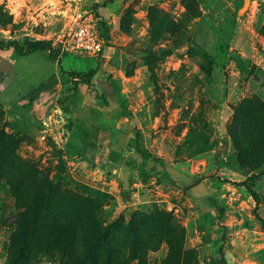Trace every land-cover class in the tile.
Returning <instances> with one entry per match:
<instances>
[{
	"label": "rangeland",
	"instance_id": "374dc122",
	"mask_svg": "<svg viewBox=\"0 0 264 264\" xmlns=\"http://www.w3.org/2000/svg\"><path fill=\"white\" fill-rule=\"evenodd\" d=\"M27 1L0 0L12 22L21 24L16 34L26 27L55 39L66 16L75 10L95 15L107 28L102 54L93 58L65 55L55 64L42 50L24 56H18L14 48L6 52L14 69L1 86L0 142L5 141L16 158L32 165L37 171L35 181L42 173L58 177V194L64 199L73 195L95 198L93 185L98 187L111 169L122 164L116 177L120 184L113 182L114 195L108 197L122 199V192L116 191L120 185L138 188L133 183L142 182L149 202L123 210L124 217L128 219L132 209L153 204L169 212L183 235L178 264H217L219 249L228 264H264V162L253 171L241 166L229 137L248 126L246 114L239 111L246 98L264 96V0H191L188 6L186 0H114L105 7L96 6L103 0H58L55 12L43 15H38L45 8L42 1ZM24 2L32 4L28 12ZM186 7L198 11L189 29L190 36L197 37L168 54L170 44L178 41L170 36L171 24ZM15 32L10 26H0V40H16ZM187 36L181 40H188ZM96 63L99 69L91 85L79 84L81 105L65 103L62 108L58 100L71 87L66 72L86 71ZM54 71L59 81L53 83L54 92L46 100L53 107L47 116L52 125L51 130H43L44 117L40 116L49 105L41 103L39 84L48 77L41 86L50 84ZM103 81L114 92L107 102ZM55 102L62 113L54 111ZM197 148L209 152L199 155ZM139 151L158 162L142 164L137 179L126 181V165H135ZM92 154L95 164L83 161ZM162 157L165 164L188 160V169L196 174L193 178L170 174L184 184H203L192 191L174 183L158 190L155 183H161L162 177L152 180L146 168L161 165ZM2 160L0 264L20 211L10 181L3 175L10 171L3 167L8 159ZM251 174L258 175L248 182L257 201L241 184ZM101 213L105 222L113 218L104 204ZM167 253L164 242L147 254L144 264H161ZM52 259L41 257L29 264H58Z\"/></svg>",
	"mask_w": 264,
	"mask_h": 264
},
{
	"label": "trees",
	"instance_id": "16d2710c",
	"mask_svg": "<svg viewBox=\"0 0 264 264\" xmlns=\"http://www.w3.org/2000/svg\"><path fill=\"white\" fill-rule=\"evenodd\" d=\"M113 1L103 0L96 6L105 7ZM190 2L191 0H186V5L188 6ZM196 17L197 9L186 7L180 18L171 24L170 36L178 41L170 44L168 54L182 44L196 39L197 36L195 34L190 36L189 31ZM99 22V35L106 39L107 28L98 19ZM20 25L13 23L11 14L0 5V26H10L16 30ZM184 35H188V40H181ZM5 48H14L21 56L40 50L47 51L51 61L61 54L60 49L52 46L50 40H40L27 49L17 40H0V50ZM101 54L102 52L98 56ZM98 69L99 64L96 63L95 67L86 71L66 72L71 79V87L68 93L58 100L62 108H65V103L81 105L83 97L79 91V84L89 87ZM3 82L4 75L0 72V91ZM102 83L103 99L107 102V97L112 98L114 92L109 82ZM239 111L246 114L248 126L239 134L233 131L229 137L237 151L240 165L253 171L264 162V96L246 98ZM120 113L121 111L117 110V115ZM92 147L94 148L93 143ZM139 153L144 161L158 162L157 158L144 151ZM14 155L5 141H1L0 162L4 158L8 159L3 167L10 168V171L7 170L3 175L10 181L13 194L16 196L17 208L20 210L17 214L18 225L10 238L3 264H29V260L37 261L41 257L53 258V263L57 261L58 264H144L147 254L156 251L164 242L168 246V253L161 264H178L183 235L169 212L153 204L144 209L130 210L128 219L124 217L122 211L111 220L107 218L108 222H105L101 213L104 204L101 199L82 195L64 199L60 193L58 194L60 192L58 177L48 178L42 173L36 182L34 174L37 171L33 170L30 163L23 162ZM93 155H83V159L93 165L95 164ZM257 176L251 174L241 183L255 201L258 197L248 182H253ZM78 244L81 250L78 249ZM215 260L217 264H228L221 249Z\"/></svg>",
	"mask_w": 264,
	"mask_h": 264
},
{
	"label": "crops",
	"instance_id": "0c3cea01",
	"mask_svg": "<svg viewBox=\"0 0 264 264\" xmlns=\"http://www.w3.org/2000/svg\"><path fill=\"white\" fill-rule=\"evenodd\" d=\"M22 1L28 2L27 0H22ZM40 1H42L45 4L44 5L45 8H43V11L42 10H38V12H39L38 15H43L42 12H44V11H47V12H49L51 14H53L55 12V9L57 8L56 4H57L58 0H40ZM25 2H24V4H25L27 12H28L29 10H31L30 8H31L32 4L28 5V3H25ZM47 2L53 3V5L49 6L47 4ZM33 12H36V9L33 10ZM13 31L15 32V30H13ZM29 34H32L33 36L32 35L30 36ZM13 35H11V36H13V39H16L18 41V43L20 45H22L25 49L31 48L38 41L47 40V38H48L47 34H45V35L37 34L35 32H32L31 29H28L26 27L25 28L24 27L21 28V31L19 30L18 34H16V32H15V33H13ZM10 40H12V37H11ZM7 50H8V48L0 50V72L3 73L4 79L14 69L12 67L13 63L8 59V56L6 55V54H8V53H6V52H8ZM45 52L47 54V60L51 61L49 59L48 52L47 51H45ZM16 54H18V56H21V55H19L18 51H17ZM13 55H15V53ZM65 55L67 56V55H70V54H68V53H63L62 54L61 53V54L57 55L56 59L53 60V63H55V64L58 63V58H63ZM22 56H24V55H22ZM71 56H73L75 58H90V57H82V56H76V55H71ZM91 58H93V57H91ZM54 73H55L54 78H52V80L50 78V84H47V86H44V87L41 86L44 83H47L49 81V77L48 78H43V80L39 84V88H41L40 89V93H39V97L41 99V103L42 102L43 103H48V105H49L48 108L46 110H44L41 113V116H40V117H44V118H42L44 120L43 123H42L43 124L42 125L43 130H45L47 127H49V129H50V125L49 124H51V122L48 121L47 116L49 115V110L51 108L53 109V107L46 100H47L48 96L54 92V88H53L54 84L53 83L59 81V75L55 71H54ZM51 81H52V83H51ZM2 90L0 91V95H1ZM79 91H80V93L82 95V91L80 90V88H79ZM54 105H56L54 111H56L57 113L58 112L62 113L63 109H59L58 103L55 102ZM123 121H125V120H123ZM39 131H40V129H39ZM205 137L209 138V139L212 138V137H209L207 135ZM200 138H201V136H199V139ZM198 151H199L198 148L195 149V152L197 154H199V155H202L204 153H208L209 152V150H207V151H203L202 150L203 152H200V151L198 152ZM137 154H138L137 155L138 156V160L135 161V165L134 164L126 165V170H127L126 171L127 172V175H126L127 180L126 181H129L132 178L133 179H137L138 171H141V166H144L142 164H146L149 161V160H147V161L142 160L141 157H140V153H137ZM155 156H159L160 157L161 155L159 153H156ZM83 161L85 162L84 159H83ZM187 165H188V160H186V162L178 161V162H174V163H171V164H165L164 157H162L161 165H152L151 168L149 166V167L146 168V170H148V173L151 175V179L152 180H154L156 176L162 177L161 183H159V184L155 183V187L158 190L163 191V189L165 187H168V188L170 187V183H174L175 185L181 184V185L189 186L190 187L189 190L192 191L194 189H198V187L201 186V184H203V183L201 182V184H200V182H199V183L196 184V182H194V183H189L188 182L187 184H184L180 179L175 178L176 174L185 175L188 178H191V177L193 178V176L196 175V174H194L193 171H190L188 169ZM117 166H115L113 169L110 170V174L109 175H106V177H103L104 180L100 182L98 187L93 185V189H96L95 193L97 194V197L103 201L106 210L109 212V214L112 217H114V215H116L117 213H120L121 211H123L125 209H128L131 206L143 205L146 202H149L148 201V199H149L148 196L149 195H148L147 191L140 187V185H142V182L133 183V185L135 187L138 186V188H133L131 186H130V188H128L125 185H124V187H127V188H124L123 186L120 185V189H116V191H118V192L121 191L122 192V193L120 192L123 195L122 199H120V198L118 199L116 196L112 197V198L108 197V195H114V192L112 191L114 189V183L113 182H117V185L120 184V181H118L116 179V177L119 176V171L120 172L122 171V170H120V167L122 166V164L120 166L119 165H117ZM106 167H110V166L107 164ZM105 169H106L105 172L109 171L107 168H105ZM95 170H96V168H95ZM169 171H174V172H177V173L176 174L173 173L175 176H172V174H170ZM94 172H96V171H94ZM101 173H99V175H96V178H95L96 180L100 179ZM113 176H114V178H113ZM112 179H114V180H112Z\"/></svg>",
	"mask_w": 264,
	"mask_h": 264
},
{
	"label": "built area",
	"instance_id": "2783aa9c",
	"mask_svg": "<svg viewBox=\"0 0 264 264\" xmlns=\"http://www.w3.org/2000/svg\"><path fill=\"white\" fill-rule=\"evenodd\" d=\"M66 23L55 39L47 38L61 53L82 57H97L103 49L99 35L98 18L83 10H75L66 16Z\"/></svg>",
	"mask_w": 264,
	"mask_h": 264
}]
</instances>
